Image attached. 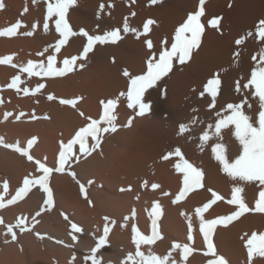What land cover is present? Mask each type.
Listing matches in <instances>:
<instances>
[{
    "label": "bare ground",
    "instance_id": "6f19581e",
    "mask_svg": "<svg viewBox=\"0 0 264 264\" xmlns=\"http://www.w3.org/2000/svg\"><path fill=\"white\" fill-rule=\"evenodd\" d=\"M3 3L0 30L17 21H22L25 27L11 37L0 36V58L12 57L11 63L18 66L0 64V138L6 145L21 148H27L29 141L35 140L29 149L31 161L12 148L0 145V203L4 205L0 207L3 220L0 264H92V249L104 236L105 226L109 229L106 244L95 253L99 264H124L125 261L132 264L129 254L139 260L133 229L151 237L154 220L162 239L150 245L142 243L140 252L145 256L153 253L161 258L169 257L168 264H208L214 257L206 254L208 243L200 231V218L195 209L212 200L214 191L223 199L203 214L205 221L233 214L238 207L228 201L237 186L243 188V200L251 211L227 226L216 225L210 240L216 255L222 256L227 264H264V257L259 255L250 261L246 246L253 233L264 234V213L255 210L261 186L259 182L231 179L212 152L213 146L221 143L226 146L229 161L238 158L241 148L234 137V126L222 129V139L213 136L202 147L199 140L207 126L215 124L217 112L228 114L224 112L228 103L242 104L247 99L251 108L244 104V111L256 122L259 98L254 96V88L243 85L259 67L258 53L264 48V41L255 36L257 25L264 20V0H205L198 46L190 51L184 63L174 58L171 70L144 92L143 99L150 103V111L143 116L137 114L138 108L127 107L130 78L145 75L149 59L155 56L158 61L163 49L170 50L177 43V29L190 13L198 11L199 0H158L156 3L152 0H77L66 17L74 32L84 29L95 36L121 29L117 43L97 44L87 58L82 57L87 42L84 36L71 37L58 53L51 47L60 37L55 31V17L49 21L48 33L43 30L44 0L35 4L33 0H3ZM125 18L131 28L142 33L139 38L136 32H123ZM214 18H218L216 27L209 23ZM148 20L155 23L144 34ZM37 22L38 27L33 28ZM29 31L33 35H24ZM250 31L253 36L236 45L235 41ZM190 36V33L182 34L181 39ZM147 40H151L152 49L147 47ZM45 48L48 52L38 55ZM237 52L238 59L234 58ZM49 55L56 57L58 70L64 68L65 58H81L63 76H29L20 71L29 61L43 62L46 66ZM125 70L129 76L123 75ZM17 75L22 82H18L17 88L9 87ZM217 75L218 95L215 107L210 109L211 96L205 85ZM237 81L241 84L240 92L235 90ZM38 84L45 86L36 92ZM120 93L125 96L120 97ZM49 95L55 99L49 100ZM117 97V131L103 134L99 147L90 154L81 153L79 145H73L64 170L53 171L49 176L53 203H45L48 197L39 185L30 186L26 194L11 203L24 186L25 178L43 176L36 161L58 168L60 152L67 149L77 131L91 122L89 118L100 120L103 113L100 102ZM77 98L82 99L77 100L75 107L59 102ZM6 113L11 115L5 118ZM130 118L131 126H128ZM182 123L191 127L184 135L178 134ZM95 143L92 137L87 138L89 149ZM177 147L182 158L171 155L163 159ZM184 161L202 173L200 183L189 187L187 194L173 203L185 188L186 179L193 184L183 168ZM177 164L181 165L180 169ZM70 173H75V178ZM153 184L159 187L154 189ZM156 204L160 205L159 209ZM186 216L191 218V240ZM21 219L27 230L14 227L16 240L13 241L6 226L15 225ZM72 223L82 228V232H73ZM73 235L76 240L72 239ZM174 242L189 246L191 251L186 258L181 249L173 250Z\"/></svg>",
    "mask_w": 264,
    "mask_h": 264
},
{
    "label": "snow or ice",
    "instance_id": "6c2138e0",
    "mask_svg": "<svg viewBox=\"0 0 264 264\" xmlns=\"http://www.w3.org/2000/svg\"><path fill=\"white\" fill-rule=\"evenodd\" d=\"M77 0H44L46 4V14L44 17L43 23V30L47 34L49 31V21L52 20L53 17L56 19L54 20L55 31L59 35L58 41L52 45L51 47L54 49L55 52H59L61 47L66 45L68 40L73 36H84L86 38V45L83 48L82 57L87 58L89 52L93 51L97 44L103 45L107 43H117L119 39H121V29H113L111 31L106 32L103 35H89V33L81 29L79 32H74L67 20V14L69 9L76 5ZM158 0H152V3H156ZM33 3H38V0H33ZM204 3L205 0H199V8L198 11L194 13H190L187 17L186 22L181 25L177 29L176 40L177 43H173L171 49H163L159 55L158 61L156 60L155 56L149 59L147 62V73L145 75L136 76L135 78L131 79V88L127 93V100L129 101L127 107L130 109H137L138 108V115L143 116L146 112L150 111V103H147L143 99L144 92L154 86L156 81L161 79L164 75H166L172 67L171 61L175 58L178 60L179 63H184L185 58L190 56V51L198 46L201 33L203 31V26L200 23V18L204 15ZM113 5H109L112 7ZM5 8V4L3 0H0V10ZM105 5L100 6V10L103 11ZM27 8H25V12ZM135 16V13H132ZM155 21L148 20L144 24V34L149 31V26L154 24ZM210 25L216 27L218 24V18L212 19ZM21 27H25L22 21H17L14 25H11L7 29L0 30V36H8L11 37L13 35L18 34V30ZM38 27L37 24L33 25V28ZM123 32H136L137 38L142 34L138 32L136 29L131 28L127 22V18H125L123 24ZM190 33V38L181 39L182 34ZM24 35L31 36L33 35L32 31L24 33ZM253 36V33L250 31L245 36L240 37L235 41L236 45H242L247 38ZM255 36L259 41H264V20H261L257 25ZM162 43H166L162 42ZM146 45L149 49H152L153 44L151 40L146 41ZM45 52H48V48H45L42 52L38 53V55L43 56ZM259 55V67L256 70L251 72V76L249 81L243 85L244 88H254V96L258 97L259 103V111L256 115V122L255 124L252 122V117L245 113L244 111V104H248V107L251 108V104L248 103L247 99L244 100L242 104H233L228 103L224 107V112L228 113L227 115H222L220 112H217L216 115L218 119L216 120L215 124H209L207 129L202 132L199 137L201 142V147L204 143L209 141L213 138V136L219 137L222 129L227 128L229 126H234V137L238 141L241 154L236 158L234 161H229L226 156V146L221 143H216L213 148L212 152L214 158L221 164L222 171L228 175L231 179L243 182H259L261 186V191L258 193V199L256 201V211L264 213V48H261ZM239 57V52L235 53L236 59ZM81 57H72L71 59L65 58L63 60V69H56L55 68V61L56 57L53 55H49L47 57V65L43 62L35 63L33 61H29L27 65L20 67L21 72H27L29 76L37 75V76H63L66 75L69 71L73 70V65H75L76 61ZM255 60L256 57L253 56ZM12 57L7 58H0V64H11L12 67H18L16 64H12ZM83 67V65H80ZM124 76H129L127 70L123 73ZM18 82L21 81L20 75L15 76L9 87L17 88ZM220 84V80L218 75L210 79L208 83L205 85L206 92L211 96V103L209 108L215 107L216 98L218 95V86ZM45 85L38 84L36 88V92H39ZM235 90L237 92L241 91V84L239 81L236 82ZM28 94L27 89H25V95ZM204 93H201L203 97ZM125 96V93H120V97ZM49 100L55 99L54 96L49 95ZM77 99L66 100L61 99L59 102L63 105H70L72 107L76 106ZM101 105L103 106V113L100 120H91L90 123L85 127L77 131L75 137L72 141L69 142L67 149L61 151L59 154V167L56 169L50 168L45 166L44 163H40L36 161L39 165V170L42 171L43 176L39 179L33 178L31 180L25 178L24 186L20 188L17 192L16 198H14L11 203L15 202V199L21 198L24 194L29 191L30 186L39 185V187L47 194L46 204L50 205L53 203L52 200V192L48 187V180L49 176L53 171H63L65 165L68 163L73 151V145L78 144L79 150L81 153L88 152L90 154L91 150H95V148L99 147L101 142L102 136L108 132H115L118 129V125H116L115 121L118 119L115 110L119 106V97L115 99H109L107 101H101ZM195 111V110H194ZM11 115V113H6L5 118ZM23 115V113H21ZM83 115V113H81ZM196 119L193 118L192 123L194 124ZM101 125H104L101 127ZM128 126H131V118L128 121ZM214 130V131H213ZM191 131V127L189 124H180L178 129V134L184 135ZM92 137L96 141V143L92 146L91 149L88 148L87 138ZM35 140V138H34ZM33 141H29L27 148H21L18 145H6L3 142V139L0 138V145L8 148H12L14 151L19 152L21 155L26 156L28 160H33V157L29 154V149L32 147ZM62 148L63 143L61 144ZM171 155H175L182 158V153L180 148H176L174 153H169L168 155L164 156L163 159L167 160ZM176 167L178 169L181 168L180 164H177ZM183 168L186 170L187 173L190 174V177L193 181V184H189V179L185 180V188L176 196L173 203H176L184 197L189 187L199 185L200 177L202 173L195 169L191 164L187 161H184ZM73 178H75V173H70ZM145 186L147 184L145 183ZM7 184L5 183L4 189L7 190ZM152 187L155 189L159 187V185L153 184ZM123 190V189H122ZM81 191H84L83 186H81ZM211 191V190H210ZM243 188L242 187H234L232 190V199L228 201L230 204H234L238 207V210L235 211L233 214L226 216V217H218L212 220L205 221L203 214L217 201L223 199L219 194L216 192H212L213 199L210 200L208 203L195 209V214L200 218V231L202 232L205 240L208 243V252L207 255L214 257V259L209 260L208 264H227V261L222 256H217L210 240V236L213 232V229L216 225H224L227 224L234 219L239 218L242 214L251 211L248 208L246 203L242 197ZM2 199V197H0ZM91 203V201H89ZM0 207H4L2 203H0ZM160 205L156 204V209H159ZM158 214V213H157ZM37 215H40L38 212ZM182 215H184L182 213ZM67 219V216L64 217ZM189 220V240L192 239L191 232H192V225H191V218L185 217ZM108 219L107 217L105 218ZM3 223V220L0 219V224ZM114 223V222H113ZM155 220L153 221V234L151 237L143 236L138 230L135 228L133 229L134 235V243L137 246L136 257H139V260L135 259L132 254H129L128 260L132 261V264H168L169 257L161 258L156 256L153 253H150L148 256H145L144 253L139 251L140 245L144 244H153L157 239H162V236L156 231L155 228ZM24 220H19L15 225H8L7 233L11 234V239L13 241L16 240V233L13 231V228H19L21 231L27 230L23 227ZM71 228L73 232H82V228L78 227L75 223L71 224ZM109 229L107 226L104 228V236L101 237L96 247L92 249V264H99L98 260L95 258V253L106 244L107 236H108ZM39 235V234H37ZM73 240H76V236H72ZM61 243V241H58ZM247 248H248V256L249 260L251 261L255 255H259L260 257H264V234H256L253 233L251 238L247 241ZM173 250L181 249L185 258L187 254L191 251L187 244H180V243H173ZM127 264V261L124 262Z\"/></svg>",
    "mask_w": 264,
    "mask_h": 264
}]
</instances>
